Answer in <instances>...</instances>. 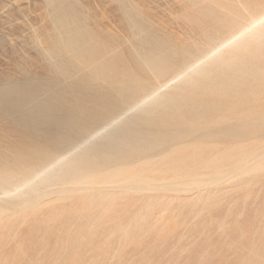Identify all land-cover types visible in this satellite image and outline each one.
Here are the masks:
<instances>
[{
  "label": "bare ground",
  "instance_id": "6f19581e",
  "mask_svg": "<svg viewBox=\"0 0 264 264\" xmlns=\"http://www.w3.org/2000/svg\"><path fill=\"white\" fill-rule=\"evenodd\" d=\"M115 1L124 34L96 2L41 1L46 15L30 27L41 84L28 76L25 85L1 87L0 97L65 128L58 137L66 143L51 148L55 137H47L51 149L27 144L1 161L0 226L37 221V213L45 224L106 212L124 198L199 199L227 178L264 172V0H176L183 13L173 19L187 37L155 18L151 0ZM53 87L61 91H41ZM74 93L89 95L95 110L75 113Z\"/></svg>",
  "mask_w": 264,
  "mask_h": 264
},
{
  "label": "rangeland",
  "instance_id": "374dc122",
  "mask_svg": "<svg viewBox=\"0 0 264 264\" xmlns=\"http://www.w3.org/2000/svg\"><path fill=\"white\" fill-rule=\"evenodd\" d=\"M12 1L0 0V71L4 75L0 73L6 78L0 74V88L7 84L25 85L29 81L41 84L43 63L31 29L35 28L33 25H40L39 17L46 15L44 6H41L43 2L20 0L18 3L16 0V6ZM84 1L91 2L92 7L96 2L94 10L97 13L105 8L106 14L111 12L105 20L111 17L109 20L113 27L124 34L116 23L119 12L115 9V0H108L112 4L107 0ZM151 1L148 2L151 5L144 3L152 7H149L150 12L155 18L163 24L171 21L165 24L167 30L171 32L174 28L172 32L187 37L173 19H176L177 11H182L179 15L183 13L176 0H164L165 3L163 0ZM166 2L174 7H169ZM166 5L170 13H175L171 14L172 18L171 15L168 17ZM36 8L39 11H34ZM111 9H115L117 14ZM28 76L29 81L26 80ZM45 89L41 88V91H61V87ZM73 96L78 104L74 106L75 113L95 110L89 95L74 93L70 98ZM8 99L0 97V149L3 150L0 151V166H3L5 156L7 160L14 159L18 155L16 149L27 144L36 149H51L59 143L60 146L65 145L66 142L58 137V132L65 128L60 131L59 125L44 124L41 112L23 113L12 105L15 100ZM8 109L12 111L10 114ZM45 126L48 129L43 131ZM52 136L58 141L55 138L51 141ZM44 138L51 141L52 144L45 140L51 148L46 147ZM54 142L58 143L54 145ZM198 194L199 199L196 198L197 193L165 195L158 200L151 199L148 205L143 199L124 198L106 212L96 207L79 218L74 214H64L45 224L46 215L41 213H37V221L30 215L23 222H10L0 226V264H264V172L257 173L249 181L241 176L227 178Z\"/></svg>",
  "mask_w": 264,
  "mask_h": 264
}]
</instances>
